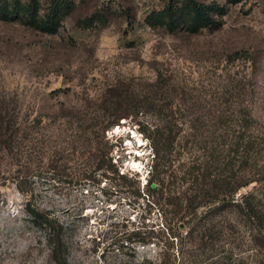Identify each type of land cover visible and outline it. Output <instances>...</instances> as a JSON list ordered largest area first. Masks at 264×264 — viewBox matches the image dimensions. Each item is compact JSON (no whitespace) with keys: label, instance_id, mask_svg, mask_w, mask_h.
I'll list each match as a JSON object with an SVG mask.
<instances>
[{"label":"rangeland","instance_id":"1","mask_svg":"<svg viewBox=\"0 0 264 264\" xmlns=\"http://www.w3.org/2000/svg\"><path fill=\"white\" fill-rule=\"evenodd\" d=\"M167 1L74 0L55 34L0 20V264H53L29 208L62 224L68 264L156 262L167 191L196 195L200 171L264 211V0H196L222 14L195 34L144 24ZM166 121L172 165L151 170ZM158 175L162 197L145 190ZM212 210L227 231L219 255L176 263L264 264L243 207Z\"/></svg>","mask_w":264,"mask_h":264},{"label":"trees","instance_id":"2","mask_svg":"<svg viewBox=\"0 0 264 264\" xmlns=\"http://www.w3.org/2000/svg\"><path fill=\"white\" fill-rule=\"evenodd\" d=\"M226 1L237 3L240 0ZM74 7V0H47L46 9L41 12V0H26L25 2L22 0H0V20L19 21L37 31L55 34L62 26V21L71 14ZM221 14L219 7L215 4L206 5L196 0H168L163 8L150 12L145 17L144 24L151 29L159 28L170 33L182 30L188 34H195L202 29L216 26L215 15ZM83 22L85 25L93 24L91 17L86 18ZM125 116L126 114L121 113L117 115V118ZM173 124L171 121H166L163 128L155 130L156 135L152 140L155 164L151 166V170L156 171L162 164L166 169L172 165L171 157L178 138V134L173 131V127H175ZM158 145L162 147L158 149ZM111 166L115 167L114 164ZM113 173L120 179L127 178L125 174H120L117 168H114ZM200 173L199 182L195 179L197 182L196 195L177 196L174 189L169 188L167 191L164 206L170 210H163L162 213L165 225H163L160 240L162 250L159 252L156 262L149 261V264H177L178 259L184 262L185 258H191L195 261L194 263H201L206 262L209 257H217L227 231L224 219L216 216V213L212 218L207 216L205 209L209 206H212V211L217 212L228 206L235 209L243 207L244 212L240 210L239 213L244 215L251 224H254L264 237V211L259 208V204H254V198L247 196L242 197L239 202L234 201L228 197L233 194L234 189L230 182L223 185L225 182L223 179V181L221 180V174H214L210 182L205 183V173L202 171ZM163 181L161 175L160 177L159 175L150 177L145 184L146 192L150 195L154 192L156 197L158 195L162 197ZM168 183L172 184L169 181ZM207 186L210 190L208 192H214L209 200H207L209 193L205 192ZM223 187H225V193L222 192L224 190H221ZM158 202L160 204V199ZM28 214L36 225L39 223L45 225L53 264H68L62 224L51 218L48 212L29 208ZM142 243L146 245L149 242ZM210 252H213L212 256Z\"/></svg>","mask_w":264,"mask_h":264}]
</instances>
